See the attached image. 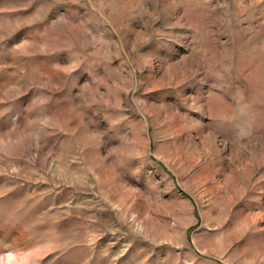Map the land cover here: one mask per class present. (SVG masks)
Listing matches in <instances>:
<instances>
[{
    "label": "rangeland",
    "instance_id": "1",
    "mask_svg": "<svg viewBox=\"0 0 264 264\" xmlns=\"http://www.w3.org/2000/svg\"><path fill=\"white\" fill-rule=\"evenodd\" d=\"M0 264H264V0H0Z\"/></svg>",
    "mask_w": 264,
    "mask_h": 264
}]
</instances>
